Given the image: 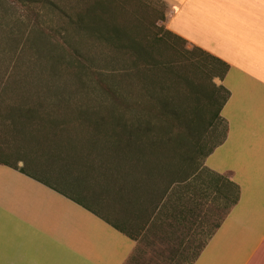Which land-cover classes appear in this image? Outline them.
Masks as SVG:
<instances>
[{
  "label": "crops",
  "instance_id": "crops-1",
  "mask_svg": "<svg viewBox=\"0 0 264 264\" xmlns=\"http://www.w3.org/2000/svg\"><path fill=\"white\" fill-rule=\"evenodd\" d=\"M161 1L162 25L223 64V140L177 179L111 166L102 136L84 169L0 162V264H264V0Z\"/></svg>",
  "mask_w": 264,
  "mask_h": 264
},
{
  "label": "rangeland",
  "instance_id": "rangeland-1",
  "mask_svg": "<svg viewBox=\"0 0 264 264\" xmlns=\"http://www.w3.org/2000/svg\"><path fill=\"white\" fill-rule=\"evenodd\" d=\"M112 2L108 21L144 36L149 53L136 63L106 45L82 46V53L96 57L80 58L58 40L72 27L59 9L0 0V78L24 72L38 88L0 90V162L34 156L45 163L62 157L65 143L80 151L74 161L94 159L85 152L94 137H132L142 171H175L177 179L180 171H198L203 155L222 141L225 125L217 115L226 93L214 75L223 67L179 38L161 33L163 40L155 39L148 27L156 13L165 12L161 0H147L145 10L132 0ZM118 146L122 142L110 148ZM131 157L117 150L101 159L117 168V161L128 166ZM201 211L209 228L225 213L213 202Z\"/></svg>",
  "mask_w": 264,
  "mask_h": 264
},
{
  "label": "trees",
  "instance_id": "trees-1",
  "mask_svg": "<svg viewBox=\"0 0 264 264\" xmlns=\"http://www.w3.org/2000/svg\"><path fill=\"white\" fill-rule=\"evenodd\" d=\"M17 1L19 3H25L28 5L39 2L44 7L49 6L54 9H59L60 14L65 15V17L69 19V25L71 24L72 27H70V29L67 28L66 30L63 31V33H60L58 40L60 44L62 45L72 46L75 49V53L80 58L94 59L96 57L95 54L90 55L88 53L81 52L80 48L86 45H89L91 47H94L96 45H106L110 47L111 49H114L128 56L130 60L135 63L138 60L143 59L145 56H148L149 51L146 49L142 41L144 36L140 37L139 31L136 32L137 33L136 35L132 33L130 30L115 26L111 22L108 21L107 15L111 11V8L113 7V4H112L113 0H81V3H76V4H74L70 0H17ZM132 1L139 4L143 10L148 9L149 5L147 3V0H132ZM71 14H74V16L73 15L71 16ZM164 19H165V12L161 11V12L156 13L153 20L150 22V27H148V29L154 33L155 39L157 41L161 39L163 40L161 33H166L175 38H179L173 35L172 33H170L169 31H165L163 29L162 23L164 22ZM0 20L2 21L1 17H0ZM148 29H146V31ZM40 31L41 30L38 29V32ZM129 31L133 34V36L130 35L131 33ZM33 32L35 31L29 30L28 33L30 34ZM45 37L47 38V36ZM193 48L201 53L206 54L205 52L195 47ZM212 60L216 61L217 63H219V65H221V67H223V64L220 63L219 61L213 58ZM223 73H224V67H223V72H221L219 75H214V77L221 79L223 76ZM29 78H33V77H30L24 72L18 73V74H11L4 78H0V90H2L3 92L9 89H12V88L18 89V90H25L29 88V86H31V89H38V88H33V86L36 85L35 79L33 78L30 81ZM225 93H226V96L223 99L222 105L227 99V92L225 91ZM175 115H176V111H175ZM51 125L54 126V124H51ZM41 126L44 127L45 125H41ZM140 130L143 131V129H140ZM144 131L146 132L148 131V129H145ZM36 135H33V136H36ZM99 136L108 137L112 139L111 143L108 144V148H110V145H115L116 143L119 145L120 142H122L123 146L121 148L119 146L112 147L110 148L111 152L113 153V151H117V150H120L121 153L123 154H125L126 152H129L130 156L132 155L131 157L132 162H129L127 167H136L137 169H139V171H142L141 151H139V149L136 148V144H137L136 142H138L136 139H131L132 138L131 137L130 139L124 138V140H121V139H118L119 137L115 138V136H108V135H99ZM99 136H96V137H99ZM220 143L221 142L216 144L213 148H215ZM59 148H60L59 150L61 151V153H63V156L59 157L60 159L50 156V158L46 160V163L53 162V161L57 162V164L60 167H63L66 170L80 169V167H82L83 169L85 168V163L87 162L88 159L87 160L76 159L78 161H74L71 158L72 156H75V154L79 153L77 149H74V146L71 143H65L64 147L60 146ZM28 160L29 158L26 159L24 162H27ZM3 163H8V162H3ZM11 163H14V162H11ZM150 171H153V170H150Z\"/></svg>",
  "mask_w": 264,
  "mask_h": 264
}]
</instances>
